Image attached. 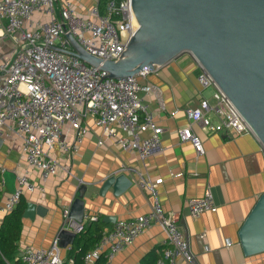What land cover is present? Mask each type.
<instances>
[{
    "label": "built area",
    "instance_id": "1",
    "mask_svg": "<svg viewBox=\"0 0 264 264\" xmlns=\"http://www.w3.org/2000/svg\"><path fill=\"white\" fill-rule=\"evenodd\" d=\"M68 33L87 53L102 60H117L133 36L130 0H108L104 12L96 2L86 17L76 11L72 0H0V40L9 38L12 42L8 58L0 57V137L5 140L14 134L21 140L28 168L40 172L42 181L61 168L54 156L56 150L69 157L79 152L90 132L85 122L88 118L102 128L99 145L104 144V137L109 138L145 159L162 144L163 129L142 95L150 92L160 99V88L142 84L139 79L155 68L144 66L133 76L108 77L109 72L101 65L90 64L75 54ZM190 54L200 68L201 86L212 90L214 101L203 97L198 106L186 109L190 123L179 129L180 140L191 142L198 155L205 152L201 137L192 129L194 123L207 132L256 136L213 76ZM144 131H148L146 135ZM5 171L1 166V190ZM137 184L154 196L151 211L116 221L85 253V264H94L101 255L105 264H111L118 252L153 225L164 230L168 243L158 264H177L179 257L194 264L195 257L177 218L165 214L150 179L140 176ZM37 188L28 172L18 173L15 189L0 203V214L14 211L22 196ZM188 205L194 217L218 208L210 187L202 197L189 199ZM64 215V227L76 233L96 219L86 214L77 222L69 217L68 209ZM19 257L22 264H65L58 237L49 248L24 245Z\"/></svg>",
    "mask_w": 264,
    "mask_h": 264
},
{
    "label": "crops",
    "instance_id": "2",
    "mask_svg": "<svg viewBox=\"0 0 264 264\" xmlns=\"http://www.w3.org/2000/svg\"><path fill=\"white\" fill-rule=\"evenodd\" d=\"M72 2L76 11L86 17L90 7L99 0ZM11 46L9 38L1 39L0 57L8 58ZM199 72L192 55L184 52L157 66L145 78L139 77L142 84L156 85L161 91L160 99L153 93H142L156 123L163 129L161 148L145 159L137 152L122 149L109 138L104 137V144L99 145L102 128L88 118L85 122L90 132L79 152L69 157L56 150L54 156L61 168L56 175L42 181L40 172L28 168L21 140L14 134L3 139L0 167H5L6 171L2 174L5 185L0 203L15 189L16 175L28 172L38 188L26 192L23 201L46 208L43 215L23 216L18 255L24 245L45 248L52 245L64 227V212L70 210L81 184L87 185L83 197L85 215L96 216L86 223V229L102 219L103 232H106L119 219L149 213L154 196L149 189L138 186L137 179L143 176L155 187L165 214L177 218L195 257L194 264H264V252L246 256L239 238L242 224L264 193V147L259 139L252 133L207 132L194 123L192 129L201 137L205 152L198 155L191 142L180 140L179 129L190 123L186 109L198 106L203 97L214 101L212 90L201 86ZM120 173L131 178V187L120 195L114 194L113 186L101 192L104 180ZM209 187L218 208L194 217L190 213L189 199L202 197ZM107 215L115 217V222H105L103 218ZM3 218L0 214V225ZM85 233H77L73 244H59L65 264H72V247L86 239ZM167 246L164 230L153 225L118 252L111 264H141L150 253H156L159 261L164 258ZM177 264L191 263L179 257Z\"/></svg>",
    "mask_w": 264,
    "mask_h": 264
},
{
    "label": "water",
    "instance_id": "3",
    "mask_svg": "<svg viewBox=\"0 0 264 264\" xmlns=\"http://www.w3.org/2000/svg\"><path fill=\"white\" fill-rule=\"evenodd\" d=\"M133 36L117 60L87 53L68 33L75 54L101 65L108 77L133 76L144 66L152 70L184 52L192 53L238 108L264 147V0H130ZM3 139L0 137V145ZM125 173L108 176L101 192L111 186L115 195L132 185ZM81 184L69 217L85 215ZM46 208L28 202L25 218L44 214ZM105 222L116 218L105 216ZM75 231L62 227L58 243L73 244ZM246 256L264 252V193L239 231Z\"/></svg>",
    "mask_w": 264,
    "mask_h": 264
},
{
    "label": "trees",
    "instance_id": "4",
    "mask_svg": "<svg viewBox=\"0 0 264 264\" xmlns=\"http://www.w3.org/2000/svg\"><path fill=\"white\" fill-rule=\"evenodd\" d=\"M108 0H99V6L102 12L105 11V6ZM1 193V189H0ZM27 203L23 201V197L20 203L14 211L4 216L0 225V264H22V261L18 255L19 241L21 239L23 230V213ZM94 224V225H93ZM102 219L98 222H92V228L84 229L81 233H85L86 239L78 241L77 244L72 247V264H85L84 255L98 243L103 234ZM158 255L156 253H150L143 259L141 264H157ZM106 258L101 255L94 264H105Z\"/></svg>",
    "mask_w": 264,
    "mask_h": 264
}]
</instances>
